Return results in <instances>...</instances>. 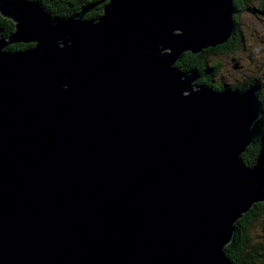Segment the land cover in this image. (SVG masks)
Segmentation results:
<instances>
[{"label":"water","instance_id":"1","mask_svg":"<svg viewBox=\"0 0 264 264\" xmlns=\"http://www.w3.org/2000/svg\"><path fill=\"white\" fill-rule=\"evenodd\" d=\"M231 1L106 0L84 20L98 1L49 18L0 0V264H226L231 221L264 200L237 157L254 90L172 65L229 38Z\"/></svg>","mask_w":264,"mask_h":264},{"label":"trees","instance_id":"2","mask_svg":"<svg viewBox=\"0 0 264 264\" xmlns=\"http://www.w3.org/2000/svg\"><path fill=\"white\" fill-rule=\"evenodd\" d=\"M34 1L40 7L41 11L48 15L49 18L57 17L63 18L71 15L74 12L79 11L83 4L89 2L98 1L92 8L88 9L83 15L82 19L90 20L102 13L101 7L106 0H27ZM264 2V0H260ZM88 2V3H89ZM261 2V3H262ZM233 0L231 1V5ZM233 6H235L233 4ZM232 11L231 21L233 28L229 38L216 45L204 46L196 52L183 51L179 57L175 60L172 67L175 69L187 72L194 70L196 74L203 76L199 82H195L193 79L191 84L198 83L201 86L207 87L211 90H217L216 83L212 81V77H215L214 71H217V65L210 61L216 59L220 61V53L224 52L226 48L224 44L229 42L232 36L235 34L236 26L238 22L233 17ZM13 22L11 19L0 15V38H5L7 35L13 32ZM242 42L241 35L236 44ZM235 44V45H236ZM33 45V42H12L3 46L2 51L16 52L19 50L28 49ZM234 45V46H235ZM243 91V90H242ZM259 105L260 114L264 113V105ZM264 118V116H263ZM258 119L254 120L251 125V139L252 142L248 143L244 150L239 154L238 159L241 166L244 168H250L252 166H259L264 169V144H262L261 137L264 136V130L260 127ZM263 122V121H262ZM250 139V141H251ZM262 193H264V186L262 187ZM256 222L260 232V240L256 242H250L251 236L249 228ZM230 226L233 229L231 240L222 245L220 251L222 252L225 260L228 264H264V248H262V242L264 243V200L252 202L244 213L237 217Z\"/></svg>","mask_w":264,"mask_h":264},{"label":"flooded vegetation","instance_id":"3","mask_svg":"<svg viewBox=\"0 0 264 264\" xmlns=\"http://www.w3.org/2000/svg\"><path fill=\"white\" fill-rule=\"evenodd\" d=\"M249 2L251 3L250 6L248 5ZM261 2L262 1L260 0H233L235 6L232 4V11H234L233 8L237 9V7H240L244 14L246 13V15L251 17H259L258 14H264V2ZM236 15V12H233V17L238 22L235 34L229 42L224 44L226 47L224 52L220 53L221 56L228 57V61L231 63L230 67L232 72L224 76V67L221 66L220 61L217 62V60L214 59L211 62L217 65V71H214V75H216L215 77L211 76L212 81L216 83L218 87L217 90H229L235 94H241L242 90L246 87H251L254 90L253 93L257 105H264V57H262L261 53L258 54L255 48L253 50V47L245 43V37L243 35L244 22L243 19L237 18ZM240 35L242 42L237 46L236 42ZM256 37L257 33L252 29L248 38L254 40ZM235 51L239 52L240 59H237V55H234ZM242 61L243 63H241ZM233 65H235V67H233ZM202 77L203 76L195 73V82H199ZM194 85L199 84L195 83ZM263 116L264 113L262 112L258 118L256 117L255 119L260 121L259 125L264 130ZM252 141L253 139H251L250 142ZM262 248H264L263 242Z\"/></svg>","mask_w":264,"mask_h":264},{"label":"rangeland","instance_id":"4","mask_svg":"<svg viewBox=\"0 0 264 264\" xmlns=\"http://www.w3.org/2000/svg\"><path fill=\"white\" fill-rule=\"evenodd\" d=\"M89 2V1H88ZM86 3V4H91V3H94V2H89V3ZM250 2L248 3V5L250 6ZM235 11H236V17L237 18H239V19H243V22H244V26H243V35H244V37H245V43L247 44V45H249V46H251V47H253V50H254V48H255V50L257 51V53L258 54H262V57H264V14L263 15H260V14H258V16L259 17H251V16H248V15H246V13L244 14V12L242 11V8H240V7H237V9H235ZM246 12V11H245ZM252 29L253 30H255L256 31V33H257V37H256V39H254V40H251V39H249L248 38V36H249V33L252 31ZM171 33L172 34H179L180 33V30H177V29H174V30H171ZM219 43H221V42H219ZM219 43H216V44H219ZM215 44V45H216ZM6 45V44H5ZM4 45V46H5ZM60 45V44H59ZM239 44H237V46H238ZM3 47V46H2ZM1 47V48H2ZM159 52L162 54L163 52H169V50L168 49H159ZM183 52V51H182ZM181 52V53H182ZM180 53V54H181ZM234 55L236 56L237 55V59H240V54H239V52H237V51H235L234 52ZM213 59L212 58H210V61H212ZM241 63H243V61L241 62ZM220 64H221V66H223L224 67V71H223V75L225 76V75H228V73H231L232 71H231V67H230V65H231V63H229V61H228V57H223V56H221L220 57ZM233 67H235V65H233ZM193 73H194V75H195V71L194 70H191ZM185 74H187L188 75V73H185ZM190 85V84H189ZM186 87H188L187 86V84H185L184 86H183V88L184 89H182V92L184 93V92H186ZM190 87H195V85H193V84H191L190 85ZM246 89V88H245ZM257 93V92H256ZM257 98V97H256ZM260 115V108H259V105H258V114H257V118H258V116ZM256 120V119H255ZM257 124H260V121H258V123ZM250 139H251V134H249V142L248 143H250ZM261 139L263 140L262 141V144H264V136H262L261 137ZM247 143V144H248ZM246 144V145H247ZM245 145V146H246ZM244 146V147H245ZM244 147H243V149L239 152V154L244 150ZM239 154H238V156H239ZM237 156V157H238ZM239 160V159H238ZM239 166H241L240 165V163H239ZM242 168H244L243 166H241ZM252 167H256V166H252ZM252 167H250V168H244V169H251ZM261 170H262V172H263V174H264V169H262L261 168ZM260 194H263L262 193V188L260 189ZM252 202H254V201H252ZM251 202V203H252ZM241 213L243 214L244 213V211L243 212H240L239 214L241 215ZM239 215V216H240ZM238 216V217H239ZM233 222V220L231 221V223ZM259 224V222H256V223H254L250 228H249V231H250V236H251V239H250V242H256V241H259L260 240V232H259V227L257 226ZM231 239H229L228 241H226L224 244H226V243H228L229 241H230ZM223 244V245H224ZM220 249H221V247H220ZM221 252V251H220ZM221 254H222V252H221ZM222 256H223V254H222ZM223 258H224V256H223ZM224 261H225V263L226 264H228L227 263V261L225 260V258L223 259Z\"/></svg>","mask_w":264,"mask_h":264},{"label":"bare ground","instance_id":"5","mask_svg":"<svg viewBox=\"0 0 264 264\" xmlns=\"http://www.w3.org/2000/svg\"><path fill=\"white\" fill-rule=\"evenodd\" d=\"M252 92V91H251ZM252 96H254V94L252 93ZM254 102H255V104H256V107H257V109H258V106H257V101H256V99H255V96H254Z\"/></svg>","mask_w":264,"mask_h":264}]
</instances>
